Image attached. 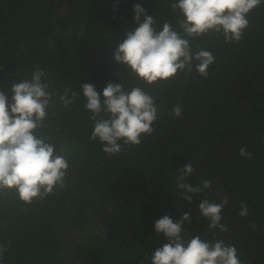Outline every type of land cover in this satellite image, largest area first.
<instances>
[{"label": "trees", "instance_id": "trees-1", "mask_svg": "<svg viewBox=\"0 0 264 264\" xmlns=\"http://www.w3.org/2000/svg\"><path fill=\"white\" fill-rule=\"evenodd\" d=\"M176 2L0 0V92L11 100L14 83L45 73L52 106L37 134L69 162L65 186L44 199L29 205L14 191L0 194L6 248L0 264H151L155 249L167 243L155 222L164 216L179 222L184 213L191 217L183 224L185 240H223L237 248L241 264H264V4L248 14L238 43L215 32L185 37L193 52L215 57L207 77L193 67L168 82L142 83L114 58L126 33L138 27L134 5L155 19L157 30L167 22L180 31ZM85 83L102 98L109 83L142 87L159 109L152 134L105 153L91 139ZM66 92L69 99L77 94L69 105L60 100ZM177 105L179 118L172 114ZM242 148L251 159L240 155ZM189 162L194 171L185 183L203 188L202 181H211L200 193H186L191 202L176 186ZM225 197L221 223L228 230H208L200 203ZM242 204L247 216L239 215Z\"/></svg>", "mask_w": 264, "mask_h": 264}, {"label": "clouds", "instance_id": "clouds-1", "mask_svg": "<svg viewBox=\"0 0 264 264\" xmlns=\"http://www.w3.org/2000/svg\"><path fill=\"white\" fill-rule=\"evenodd\" d=\"M261 4L264 0H177L171 6L183 17L179 21L180 31L167 22L162 30H157L155 19L136 4L138 27L126 33L114 58L148 85L168 82L180 72L190 73L193 67L201 76L207 77L215 57L204 49L193 52L190 40L185 37L199 38L215 32L222 33L227 42L238 43L249 26L248 14ZM44 76L43 71L37 70L30 80L14 83L11 100L0 92V194L14 191L20 201L29 205L54 193L57 187L63 188L69 168L68 160L56 154L55 145L46 142L47 137L37 134L52 106L49 85L42 82ZM81 87L85 108L91 112L94 121L91 139H98L105 153H120L121 141L123 145H139L142 135H151L154 131L152 125L158 119L159 109L155 98L142 87L128 91L121 84L109 83L103 89V98L94 85L85 83ZM76 96L73 93L69 99L66 92L60 100L69 105ZM172 114L179 118L181 107L175 106ZM240 155L252 158V154L243 148ZM193 171L189 162L179 169L176 180V186L183 190L182 198L189 202L192 196L186 193L196 194L211 187L208 180L201 182L203 188L185 183ZM227 203V197L220 203L208 199L200 203L201 214L210 221L208 230H228L221 223L222 210ZM239 215H248L246 204L241 205ZM185 221L191 222L190 214L184 213L179 222H174L170 216L155 222V231L163 234L167 243L155 249L151 264H241L237 248L226 245L223 240L210 243L199 235L185 240ZM5 251L6 248L0 246V259Z\"/></svg>", "mask_w": 264, "mask_h": 264}, {"label": "rangeland", "instance_id": "rangeland-1", "mask_svg": "<svg viewBox=\"0 0 264 264\" xmlns=\"http://www.w3.org/2000/svg\"><path fill=\"white\" fill-rule=\"evenodd\" d=\"M93 227H94V226H93ZM93 227H92V228H93ZM92 233H94V232H92ZM86 234H90L89 230L86 232Z\"/></svg>", "mask_w": 264, "mask_h": 264}]
</instances>
